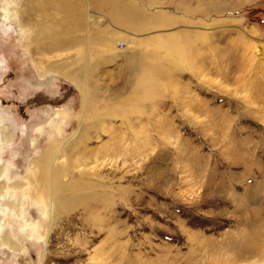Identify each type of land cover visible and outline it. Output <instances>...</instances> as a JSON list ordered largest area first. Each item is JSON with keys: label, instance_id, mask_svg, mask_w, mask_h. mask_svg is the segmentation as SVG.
<instances>
[{"label": "rangeland", "instance_id": "374dc122", "mask_svg": "<svg viewBox=\"0 0 264 264\" xmlns=\"http://www.w3.org/2000/svg\"><path fill=\"white\" fill-rule=\"evenodd\" d=\"M80 1L92 18L79 34L123 38L117 40V51L94 46L98 56L90 64L98 59L103 63L90 79L98 88V108L127 107L139 75L132 77L129 70L141 71L142 65L133 68L125 59L136 54L157 55L158 64L172 69V86L164 89L158 105L140 103L139 116L105 121L114 126L94 133L100 138L92 147L108 145L112 138L122 150L114 161L100 163L112 184L97 189L111 204L94 215L78 209L59 221L48 250L43 240L39 245L25 241L27 253L14 261L8 250L0 249V264H264V0H232L237 8L229 14L213 15L212 21L196 19L206 25L225 21L227 30L212 39L213 49L195 44L193 53L201 56L190 62L193 66L180 67L169 64L167 46L159 39L195 33L185 9L199 0H113L143 11L146 20L164 16L172 23L162 28L155 20L149 30L131 34L111 18V13L117 15L115 3ZM34 3L38 1L0 0V114L13 141L0 166L15 156L22 176L29 162L52 145L45 140L37 155L31 145L32 134L46 127V108L66 109L70 131L58 140L69 139V144L84 111L83 94L51 75L47 59L28 40L32 33L26 11ZM99 17L106 18L102 27H96ZM85 46L73 45L51 56L74 62ZM141 127L150 142L143 148L132 136ZM17 174L12 170L13 178ZM91 216L92 225L84 219ZM43 223L44 230L49 223Z\"/></svg>", "mask_w": 264, "mask_h": 264}, {"label": "bare ground", "instance_id": "6f19581e", "mask_svg": "<svg viewBox=\"0 0 264 264\" xmlns=\"http://www.w3.org/2000/svg\"><path fill=\"white\" fill-rule=\"evenodd\" d=\"M11 1L15 3V0ZM37 1L38 3L29 5L27 7L28 11H26L28 23L30 24L29 26L26 25V27L28 26L32 33L28 40L31 42L30 44L34 45L36 52L41 53L42 57L47 59L46 66L49 68L51 75L62 77L83 94L84 111L79 123V132L71 135L75 139L69 144V139L64 142H59L58 140L67 131H70L66 129L65 125L67 123L66 109L55 110L51 107L46 108V127L42 126L32 134L31 145L35 149V155H37V151L45 140H48L52 145L43 150L41 158H33L29 162L24 176L20 175L22 173L18 171V165L13 160L15 156H12L6 162L4 168L0 166V249L8 250L14 257H12L14 261L27 253V249L24 248L25 241L39 245L41 240H43L48 250V246H51L49 238L52 230L58 226L59 221L71 218L72 212L80 209L85 214L94 215L99 208L105 210L106 206L111 204V199L104 193L100 194L97 189V186L112 184L109 181L112 179H108L106 175L102 174L100 163L103 165L106 159L111 162L114 161L122 150L118 148L120 146L114 143L112 138L108 145L102 144L97 148L92 147V145L96 144L95 140L100 138V135L94 137V133L99 130H105L108 126H114L110 124L112 122L105 121L126 118L131 115L134 117V115L141 113L143 108L140 103L150 102L153 105H158L157 102L161 99L164 89L172 86L169 84L172 69L158 64L157 55L146 54L141 56L136 54L137 56H131L130 61L125 59L133 68L136 67L135 64L138 62L142 65V72L138 70L140 68L129 70L130 76L136 77L139 75L135 92L128 96L130 98H127V107L117 109L118 107L114 105L111 109L108 107L98 108L95 105L98 88L95 83L90 82V79L93 78V71L98 67V63H102V59L97 58L98 62L96 64H90L91 60H93L92 58L98 56L95 53L96 47L94 46L97 45L105 49L108 48L110 51H115L118 48L116 45L119 44L117 43L119 38H109L107 40L103 37L102 32V34L98 35H94L90 31L87 35L79 34L87 30L86 28L89 27V22L92 18L91 15L87 14L86 8H84L85 3L80 0ZM231 1L199 0L197 6L193 7V4L186 6L185 10L191 20L189 25L192 28L195 27L197 31L195 33L184 32L183 36L179 37V34L175 33L174 36L170 35V37L165 39H159L161 46H167L165 49L163 47L164 50L167 49L166 56L170 62L167 63L174 67H180L181 65L193 66L190 62H195L201 56V54L198 56L193 53L195 46H199L198 43L200 42L213 49L212 39L220 37L224 33V29L227 30V26L225 27V24H223L225 21L215 20L214 23L206 25L196 19L202 18L207 21L213 15L220 17L221 15L229 14L233 9L237 8L234 5L232 7ZM249 1L252 2V0ZM107 2L116 4L118 16H115V13H111V18L116 23L128 27L130 34L131 32L149 30L147 26L156 24L155 20H157V23L160 21L162 25L160 23L159 25L163 26L162 28H166L169 25L172 26L169 19L164 16L159 21V16L158 18L156 17L157 19L152 20L154 23L151 20H146V18H143V11L130 5L126 6L120 1L98 0L97 4L102 5ZM146 4L150 3L146 2ZM14 11L16 16L17 11ZM22 21L24 19L19 20V23ZM105 24L106 18L99 17L96 27H102ZM201 25L205 26L203 28L205 30L201 28ZM19 28L21 31L24 29L21 24ZM217 30H220V32H217ZM207 38H209L211 45L207 43ZM84 43L87 46L80 48L77 52L79 57L77 61H63L60 58L62 55L51 56L59 50L64 51L67 47L83 45ZM143 45L147 44L144 43ZM157 45L160 47L159 44ZM150 46L154 47V44ZM43 58L40 59L43 60ZM55 59H57L58 63L52 61ZM103 60L107 61L106 59ZM112 60H114L113 57ZM55 63H57L56 66H54ZM128 84L130 85V83ZM115 108L119 111L118 115L114 113ZM140 116L142 117V115ZM128 119V121L123 120L127 121L129 125L131 123L130 117ZM4 120L5 117L0 114V164L3 162V155L8 151L7 149L13 147V141L6 133L8 127L3 123L5 122ZM142 130L143 127L140 129V134H135L132 131V136L134 141L136 143L138 141L143 148L150 146V142L148 138H144L141 135L143 134ZM108 134L111 136V131ZM92 165L95 166L92 167ZM12 170L18 173L14 178L12 177ZM106 180L108 181L105 182ZM113 208L111 205L110 210ZM42 219L49 223L48 228L44 230ZM84 219H87L86 222L91 225L95 223L93 216L84 217Z\"/></svg>", "mask_w": 264, "mask_h": 264}]
</instances>
